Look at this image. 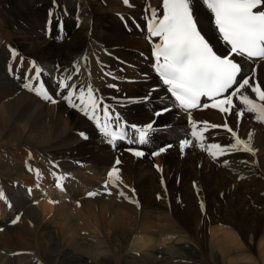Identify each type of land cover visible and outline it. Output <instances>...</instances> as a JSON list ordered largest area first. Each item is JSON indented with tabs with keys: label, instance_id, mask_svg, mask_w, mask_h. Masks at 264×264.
<instances>
[{
	"label": "bare ground",
	"instance_id": "bare-ground-1",
	"mask_svg": "<svg viewBox=\"0 0 264 264\" xmlns=\"http://www.w3.org/2000/svg\"><path fill=\"white\" fill-rule=\"evenodd\" d=\"M1 4L0 264H264V122L238 97L233 105L242 116L176 105L152 69L159 37L146 33L151 10L162 18L163 0ZM190 6L225 55L214 14L203 0ZM110 12H119L131 32ZM45 22L50 30L37 31ZM7 27L13 38L3 34ZM241 62L245 78L264 91V60ZM62 79L84 91L91 86L100 123L103 106H110V115L121 117L110 130L120 126L134 142L116 140L113 147L95 120L62 99L66 91L56 87ZM40 81L55 103L24 87ZM190 115L199 120L197 138ZM149 124L140 144L132 126ZM237 139L253 151L232 150ZM182 140L192 144L181 149ZM213 144L222 155L210 154ZM140 150L145 154L135 155ZM152 152L159 153L157 164ZM114 167L119 179L112 183L106 173Z\"/></svg>",
	"mask_w": 264,
	"mask_h": 264
},
{
	"label": "snow or ice",
	"instance_id": "snow-or-ice-1",
	"mask_svg": "<svg viewBox=\"0 0 264 264\" xmlns=\"http://www.w3.org/2000/svg\"><path fill=\"white\" fill-rule=\"evenodd\" d=\"M124 2L128 3V0ZM203 3L214 14V26L221 34L222 40L228 45L226 54L218 55L210 46L209 41L201 35L190 0H163L162 18L158 19L156 10L153 9L147 23L150 36L159 37V43L154 44L153 47L154 71L162 80L163 85L167 86L166 90L174 98V102L185 110L200 106L202 97L211 99L223 93H229L223 99L214 101L211 107L218 108L221 112L231 111L233 115L242 116L244 113L237 111L233 105V97H238L246 106L247 112L254 113L257 120L264 122V104L256 103L254 99L249 98V95L243 94L242 90L250 89L262 102H264V91L261 90L259 84L253 86L249 78H245L242 63L236 61L237 57L241 61L244 58L250 61L254 58L264 60V0H203ZM12 55L15 56L16 53L13 52ZM40 76L41 70L37 68L35 78L39 79ZM66 79L71 80V74ZM24 87L37 91V94L42 95L44 99L52 100L43 81H40L38 88H33L30 83H26ZM56 87L66 91L62 99L71 107L79 108L86 116L96 121L102 135L111 136L108 141L110 144L115 145L118 138H124L122 134L118 137L109 128V122L115 120L119 123L121 119L118 114L110 115V106H103L104 123H100L101 117L97 115V112L101 106L97 103L98 98L94 95L95 90L91 86L84 91L78 85L65 83L62 79ZM233 88L234 90L229 92ZM52 102L56 101L52 100ZM208 106L206 103L203 105L205 108ZM165 110H168L167 106ZM160 114L162 113H157V115ZM132 127L139 132V143H146V133L152 125L149 124L139 129L135 125ZM224 127L234 137L236 136V133L227 127V123ZM192 136H198L195 123H193ZM191 144L190 140H182L180 147L183 149ZM240 145H243L242 149ZM200 147L204 148V145L200 144ZM230 147L236 151H253L249 143L240 139H237L236 143ZM213 148L218 151H211ZM208 150L214 158L224 152L219 145L215 144L210 145ZM163 151L165 149L161 148L160 152ZM158 154L152 153V155ZM135 155L142 156L143 152L136 151ZM106 176L108 180L115 183L119 179L118 169L112 168ZM97 194L96 192L88 193L89 196ZM120 194L123 195V193ZM0 198H3L2 192H0Z\"/></svg>",
	"mask_w": 264,
	"mask_h": 264
},
{
	"label": "rangeland",
	"instance_id": "rangeland-1",
	"mask_svg": "<svg viewBox=\"0 0 264 264\" xmlns=\"http://www.w3.org/2000/svg\"><path fill=\"white\" fill-rule=\"evenodd\" d=\"M28 2H29V4H32V3H34V0L33 1H31V0H27ZM93 2H95V3H100V4H102V5H104L105 7H106V5L108 6V0H92ZM2 4L0 5V8H2ZM1 10H0V16H1ZM110 15H111V18L112 19H116V15H117V19L119 20L120 19V21H121V24L122 25H124V29L127 31V32H131V30H132V28L131 27H129L128 26V24L125 22V21H123V19H121V16H120V14H119V12H116V13H111L110 12ZM106 16V15H105ZM106 19V18H105ZM115 21H117V20H115ZM123 21V22H122ZM134 21V20H133ZM46 23V22H45ZM43 24L42 26H40L39 28H38V30L37 31H39L40 32V30H41V32H45V31H49L50 30V25H48L47 23L46 24ZM136 23V22H135ZM120 24V25H121ZM45 25V26H44ZM81 25V24H80ZM44 26V27H43ZM8 28V27H7ZM1 28V29H3L2 31H4L3 32V34L5 33L6 34V36H9L10 38H13L14 37V30L13 29H10V28ZM40 29V30H39ZM139 30V29H138ZM140 31V30H139ZM146 33H149L147 30H146ZM0 43L1 44H5V41L4 40H1L0 41ZM149 44H151V42H150V40H149ZM144 73H146V74H148V72H144ZM190 121H193L194 123H198V119L197 118H195V116H191L190 115ZM196 121V122H195ZM203 123V122H202ZM205 123V122H204ZM193 128L191 127V132L193 131L192 130ZM151 160H153L152 162L154 163V164H157V161H156V157L154 156V155H152V153H151ZM155 159V160H154ZM155 161V162H154ZM116 165L117 164H115V167H116ZM156 166V165H155ZM13 221H12V223H11V221L9 222V225L11 226V225H13ZM14 224H16V222L14 223ZM160 225V224H159ZM3 228H4V226H3ZM160 256V258L162 257L161 255H159ZM198 258V257H197ZM179 262H183L184 263V260H179ZM164 264H174V262L173 261H168V262H166V263H164ZM185 264V263H184Z\"/></svg>",
	"mask_w": 264,
	"mask_h": 264
}]
</instances>
